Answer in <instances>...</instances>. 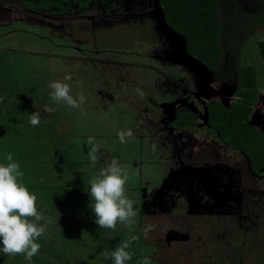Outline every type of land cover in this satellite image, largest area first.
I'll use <instances>...</instances> for the list:
<instances>
[{
    "label": "rangeland",
    "instance_id": "rangeland-1",
    "mask_svg": "<svg viewBox=\"0 0 264 264\" xmlns=\"http://www.w3.org/2000/svg\"><path fill=\"white\" fill-rule=\"evenodd\" d=\"M28 1L39 4L42 0H0V164L8 163L5 158L8 153L20 165L23 177H18V182L37 196V208L43 215L40 223L44 219L50 222L48 219L53 216L57 219L58 214L61 218L49 224L37 239L40 261L34 259L35 264H112V260L104 259L102 253L125 243L129 244L126 250L132 255L126 264H141L145 258L150 264H178L181 260L183 263L179 264H190L191 256L178 254L168 258L165 253L154 255L153 250L147 252L148 247L142 240L146 238L144 229L150 225L151 231L146 238L150 243H165L161 245L166 248L186 241L184 235L189 228H184L182 220L188 213L181 208L184 205L181 198L185 194L179 189L191 185L198 178L207 181V185L214 186L219 193L216 196L206 193L208 199L204 204L210 210L202 217L193 218L197 219V224L202 222L204 231L209 232L205 236L207 239L198 242L197 256L204 241L208 245L206 250H211L215 243L225 242V239L216 237L214 231L217 227L229 230V225L233 228L235 222L225 220V214L216 215L214 211L225 199L226 190V197L231 194L236 172L222 165L224 159L231 158L227 153L224 155V146H212L219 141L209 137L202 139L198 125L205 122L204 109L210 100H218L228 108L236 99L231 50H225L217 82L213 72L185 52L182 36L176 35L177 39H172L175 31L165 24L158 0H48L53 4L43 0L42 7L36 8L26 7L24 3ZM218 2L223 22L231 11L238 12V17L264 8V0ZM148 3L152 4L158 31H155L153 21H141L136 18L142 17H135ZM102 9L109 10V15L129 17V20L135 18L130 22L101 25L93 32L86 27H76L79 23L93 22L82 21L78 15H99L101 11L104 15L107 11ZM69 22L68 26H73L74 30L67 36L65 30L68 26L63 25ZM244 26L247 27L246 24ZM156 32H163L169 42L167 45L170 44L171 51L166 54L170 62L161 64L150 56L153 48L149 46V38L157 35ZM224 34H228L227 30ZM261 40H264V25L252 26L246 33L240 63L254 66L256 70L258 99L253 105L249 124L262 133L264 61L257 52V42ZM89 47L107 49L111 54L102 55L106 52H100L98 57L104 56L101 63L87 60L83 50ZM176 64L189 65V71H182ZM66 74L71 75V81H64ZM194 76L198 82L196 87L193 85L196 84ZM57 80L70 83L74 97L83 93L85 103L73 109L53 102L49 84ZM137 89L144 93L143 97L138 95ZM45 105L54 111L44 112ZM36 111L41 115V123L39 127H32L29 119ZM186 113L196 117L195 125L186 131H175L178 132L176 135L169 134L168 129L173 126L175 118ZM162 120L167 124H161ZM129 129L133 138L122 144L117 133ZM89 137H94L99 146L95 167L89 163ZM179 140L192 143L193 157L198 156V160L206 158L202 160L206 162L217 155L219 164L192 166L183 164L184 161L170 164L167 151L172 152L171 145ZM199 143L205 147L200 148L202 145ZM234 152L239 153L237 150ZM241 158V153L234 157L236 169L243 166L236 161ZM112 159H116L128 173L125 195L135 201L137 211L131 226L118 222L115 231L99 228L95 223L89 195L90 181L98 177L100 170ZM240 182L239 190H233L236 195L241 198L245 189H251V197H259L260 184L247 172ZM229 205H233L232 201ZM47 213L51 217H46ZM172 220L178 222L171 223ZM192 223L196 224L195 221ZM59 227L66 230H54ZM61 234L71 236L65 241ZM64 249L67 252L77 250L71 256L61 255ZM1 256V260L5 256L8 261L15 262L24 257Z\"/></svg>",
    "mask_w": 264,
    "mask_h": 264
},
{
    "label": "trees",
    "instance_id": "trees-1",
    "mask_svg": "<svg viewBox=\"0 0 264 264\" xmlns=\"http://www.w3.org/2000/svg\"><path fill=\"white\" fill-rule=\"evenodd\" d=\"M48 1V0H46ZM164 11L165 22L176 33L183 36L186 42L187 52L196 57L207 68L215 73L219 79L222 60L225 50H231L236 75V101L228 108L212 100L206 108L207 126L211 133L226 144L242 149L249 157L250 167L253 171L261 168L264 162V133L259 132L249 124V116L252 105L257 101V76L254 66H245L240 63L246 33L252 26L264 25V8L259 12L256 10L251 14L231 11L229 17L223 22L218 0H158ZM43 0L39 4L32 2L24 3L26 7H42ZM48 4H53L48 1ZM250 15V16H248ZM245 20V21H243ZM247 27H245V24ZM249 28V29H248ZM227 30L228 34H224ZM240 31V32H239ZM257 52L264 61V40L257 42ZM187 116H191V114ZM46 217H51L50 213ZM61 219L58 214L49 218L50 222L43 223L48 227ZM64 232V227L54 229ZM61 236L65 241L69 239L68 234ZM71 236V235H70ZM62 248L63 246L60 245ZM33 256L29 263L35 264Z\"/></svg>",
    "mask_w": 264,
    "mask_h": 264
},
{
    "label": "clouds",
    "instance_id": "clouds-1",
    "mask_svg": "<svg viewBox=\"0 0 264 264\" xmlns=\"http://www.w3.org/2000/svg\"><path fill=\"white\" fill-rule=\"evenodd\" d=\"M63 79L71 81V75L66 74ZM49 88L52 90L50 99L55 103L73 109H78L85 103L83 93H79L76 97L71 94L70 83L57 80L50 83ZM137 93L141 97L144 95L140 89H137ZM43 111L51 113L54 109L45 105ZM29 123L32 127H39L40 113L37 111L31 113ZM117 135L122 144L127 143L128 138H133L130 129L120 131ZM87 145L89 163L95 167L98 163L96 153L99 151V146L94 137L88 138ZM155 147L153 145V150ZM5 158L8 163L0 164V253L13 257L22 255L26 259H31L39 252L40 244L36 241L46 231V226L40 223L43 215L37 208V196L18 182V177H23L20 165L13 160L12 154L6 153ZM128 179V173L116 159H112L100 170L99 176L90 181L91 208L99 228L115 231L118 222L128 226L133 223L137 211L134 207L135 201L125 195ZM149 231H151L150 225L144 229L146 238ZM128 247L129 244L125 243L112 251L105 250L102 255L104 259H111L112 264H126L132 259V255L126 250ZM141 264H150V261L145 258Z\"/></svg>",
    "mask_w": 264,
    "mask_h": 264
},
{
    "label": "flooded vegetation",
    "instance_id": "flooded-vegetation-1",
    "mask_svg": "<svg viewBox=\"0 0 264 264\" xmlns=\"http://www.w3.org/2000/svg\"><path fill=\"white\" fill-rule=\"evenodd\" d=\"M145 5H146V7H145ZM143 6L144 7H141L142 8V10H140L141 12L140 13L138 12L135 15V17H142V18H136V19H139L141 21H143V20H151V21H153L155 31H158L157 30V27H158L157 26V22L155 21V19H154V13L152 12L153 11L152 4H149L148 3V4H144ZM5 8H6V10H10L8 7H5ZM85 8H88V7L85 6ZM127 9H125V11H127ZM102 10L107 11L106 12L107 14L105 13L104 15H101L102 14L101 13L102 11H101L99 15L97 13H95V14H83V15H78L77 17L79 19H81L82 21H84V20H93V22L87 24L91 29L93 28L94 21H101L99 23H101L102 25H110V24H113V23H116V22H120V21L130 22L131 19L135 18V17H133V18H131L129 20V17H125V16L123 17V16H120V15H113V14H110L109 15V13H108L109 10H106V9H102ZM135 10H137V8ZM148 10H150V12H148ZM113 11H115V10H113ZM113 11L111 13H113ZM163 13H164V11H163ZM69 24H70V22L67 23V24H64L63 26L66 27ZM81 25L82 24L79 23V26H76V27H81ZM63 30H65V29L63 28ZM73 30H74V27L73 26H71V25L68 26L67 27V30H65V35L69 36V32H72ZM92 30H94V28ZM156 33H157V35H153V37L151 39L149 38V43H150L149 46L153 48V54L151 53L150 56H151V58L157 60L161 64L163 62H170L167 59V57H166V54H169V52L171 51L170 44H169V46L167 45V43H169V42H168L166 36L163 33L162 34H160V32H156ZM178 35H180V34H178ZM180 36H182V35H180ZM185 44H186V42H185ZM149 46L147 48H145V49H148ZM73 50L75 51V49H73ZM185 50L187 51V48L186 47H185ZM85 51L87 53V57L85 59H87V60H93V61L96 60V62H99V63L103 62L102 57L101 58L98 57V56H100V52L94 50V48L89 47ZM101 52H103V51H101ZM155 52H157V53L155 54ZM122 53L123 54H128L127 52H122ZM112 62H114V61H112ZM175 66L178 67V68H180L182 71L188 70L187 68L189 67V65H184V64H179V65L176 64ZM222 66H223V64H222ZM231 67H234L233 63H232V66ZM207 69L210 70L209 68H207ZM210 71L213 72L212 70H210ZM215 73L216 72H213V74H214L213 75V78H214L215 81L219 82L220 77H219V79L218 78L216 79L215 78ZM194 78L196 79L195 76H194ZM197 84H198V82H197V79H196V84L195 83L193 84L194 87H196ZM236 91H237V89H236ZM235 98L237 99L236 92H235ZM236 99L233 100L232 102L236 101ZM257 99H258V96H257ZM210 101H212V100H210ZM214 101L220 103L218 100H215L214 99ZM209 102H208V104H209ZM208 104H206V107L204 109V112H205L204 120H205V122L198 125V127L201 128V130H202L201 131V134L199 136H202V139L209 137V138L214 139L216 142L219 141L220 143L217 142L214 145H212L213 143H211V145L212 146H218L219 144L220 145H223L224 146V149H223L224 155L226 156V153H227L228 156L231 157V158H229V160H227V159H224L223 160L222 159L223 160L222 161V163H223L222 165L223 166L228 167V168H231L232 170H234L236 172V176H235L236 177V180H235L236 182L234 183L235 185L233 186V189L231 191H233V190H239L240 183H241L240 182V179H241L242 176L245 175V172H247L250 178H252L254 181H256L257 183L260 184V193H259V195L260 196L261 195H264V187L263 188L261 187V186H264V162H263V165L261 166V168L259 170L253 171L251 169V167H250V161L248 159L249 157L245 154V152L242 149H237L236 147L230 146V145L226 144L225 142H222L217 137V135L215 133H211L208 130V126H207V116H206V114H207L206 108H207V105ZM254 104H256V103H254ZM253 105H252V109H253ZM188 114H190V113H186L183 116L180 115V116H178V118L177 117L175 118L174 122L172 123L173 126H170L169 129H168L169 134L176 135L178 132H175V131H179V130L180 131H186V130L190 129L191 126H194L195 125L196 117L191 114L193 116V119H192V118H190L191 116L190 117L187 116ZM250 116H251V113H250ZM250 116H249V123L251 121ZM258 117H259V115H258ZM161 124L166 125L167 124V121L166 120H162L161 121ZM262 133H264V132H262ZM158 144H161V143H158ZM191 145H192V143H188L187 141L185 142V140H179V141L175 142L174 144H172L171 145L172 146L171 147L172 148V152H168L167 151L168 160H171V162H169V163L170 164H172V163L178 164L179 162L184 161L183 164L190 163L192 166H198V165L203 164V163H214L215 165H218L219 164L218 161H220V158H218L217 155H216V158L215 159L213 158L211 161H206V162H202V160H205L206 158H202V160H198V156L197 157H193V155H191V153H193V148L192 147L190 148ZM198 145H202V147H200V148L205 147L204 144H202V143H199ZM159 146L161 147V145H159ZM215 149H213V150L215 151ZM216 150H218V149H216ZM235 150H237L242 155V158L241 159L236 160V161H238L239 164L242 163V165H243L240 168L238 167V169H236V167H235L234 157L237 154L239 155V153L234 152ZM206 151H210V149H206ZM199 162H201V163H199ZM246 165H247V169H246ZM184 177H186V176L184 175ZM186 178H188V177H186ZM186 182H189V181H186ZM207 183L208 182L205 181V180H203L202 178H200V179L198 178L191 185L184 186V188L179 189L181 192H183L185 194V197L184 198H181L182 200H184V205H182L181 208L187 211V213H188L187 217L190 216L192 218V221H195V223H197V219L196 220L193 219L194 217H202V214H205V212H207V211L210 210L204 204V200H207L208 199V197L205 194L208 193L210 196H216V194L219 193L218 192L219 190L216 191V189H215L214 186L207 185ZM245 191H247V192H245ZM245 191H244V195L243 196L244 197H247L249 195L250 198H252L251 197V195L253 193L252 190L251 189H245ZM227 192L228 191L226 190L225 194ZM225 194H224L225 199H222V201L220 202V207H227V208L230 207L231 209H233V208L236 209V206H235L234 202L231 200L232 199L231 194L228 193L227 194L228 197H226ZM210 199L214 200V202H215V199L214 198H210ZM229 201H232V203H233L232 206L229 205ZM189 214H192V215H189ZM231 217H233L235 220L238 218V216L235 215V214L232 215ZM227 218H229V217H227ZM71 244L72 243H68V245H71ZM72 246H73V244H72ZM76 250L77 249H72L70 252H67V249H64V250H62L61 255L68 254L69 256H71L72 254L74 255V252ZM1 255H3V253H0V264H29V262H30V260L29 259H26L25 256L23 257L22 260L19 258L17 262H15L14 260L8 261L5 256H4V259L1 260V257H2ZM35 260L37 262H39L40 261V258L39 257H35Z\"/></svg>",
    "mask_w": 264,
    "mask_h": 264
},
{
    "label": "crops",
    "instance_id": "crops-1",
    "mask_svg": "<svg viewBox=\"0 0 264 264\" xmlns=\"http://www.w3.org/2000/svg\"><path fill=\"white\" fill-rule=\"evenodd\" d=\"M162 17L165 21L164 13L162 14ZM99 22L101 21H94V29L102 25ZM81 27H86L87 30L93 32V28L91 29L87 24H82ZM168 27L171 29L170 26ZM173 35L175 38L172 39L176 40V35L178 34L174 32ZM99 48L100 47H94V50L98 52H106L105 54L101 53L102 55L111 54L109 50H98ZM83 51L86 53L85 50ZM185 52L187 53L186 50ZM135 54L139 53L135 52ZM187 54L189 55V53ZM84 57H87V53L84 55ZM231 196V200L234 202L236 209H231L230 207H219L214 212L216 215H218V213L225 214V220L230 218V220L235 222L233 228H230L229 225V230H226L224 227L221 230H219L218 227L216 229L214 228L215 236L220 238V240L225 239V242L220 244L215 243L211 246V250H206L208 245H206V242L204 241L202 249L199 251L197 256V251L200 246L198 242L203 239H207L205 236H207V233L209 232L204 231L202 222L198 224L196 223L197 226L196 224H193L192 218L189 216L182 220L184 228H189V232L184 235L186 238L185 242H182L181 244L176 242L174 245L171 244L170 247L165 248L162 246L166 245L165 243L162 244L159 242L154 244L150 243V241H146L145 238L142 241L143 244L147 245L148 247L147 252H151V250H153L154 255H164L165 253L168 258L176 257L178 254L180 256H191L192 258L189 259L191 261L190 264H264V195H259V197L256 198H250L249 195L247 197L242 196L240 198L232 191ZM239 203L241 205L238 206ZM234 214L238 216L236 219L237 221L231 217ZM177 222L178 220L171 221V223ZM237 225L239 226L238 228ZM195 226L196 228H194ZM236 229L237 231L232 235L231 232ZM212 236L214 237V234H212ZM211 238L212 237H210V239ZM179 263H183L182 260L178 261V264Z\"/></svg>",
    "mask_w": 264,
    "mask_h": 264
}]
</instances>
